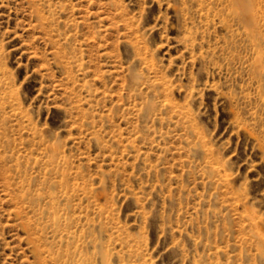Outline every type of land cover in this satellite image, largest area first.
<instances>
[{
	"label": "rangeland",
	"instance_id": "rangeland-1",
	"mask_svg": "<svg viewBox=\"0 0 264 264\" xmlns=\"http://www.w3.org/2000/svg\"><path fill=\"white\" fill-rule=\"evenodd\" d=\"M0 264H264V0H0Z\"/></svg>",
	"mask_w": 264,
	"mask_h": 264
}]
</instances>
